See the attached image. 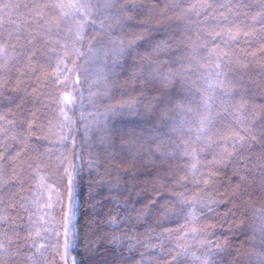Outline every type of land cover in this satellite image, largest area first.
Listing matches in <instances>:
<instances>
[{
  "label": "trees",
  "instance_id": "16d2710c",
  "mask_svg": "<svg viewBox=\"0 0 264 264\" xmlns=\"http://www.w3.org/2000/svg\"><path fill=\"white\" fill-rule=\"evenodd\" d=\"M262 21L264 0H0V264H259Z\"/></svg>",
  "mask_w": 264,
  "mask_h": 264
},
{
  "label": "snow or ice",
  "instance_id": "6c2138e0",
  "mask_svg": "<svg viewBox=\"0 0 264 264\" xmlns=\"http://www.w3.org/2000/svg\"><path fill=\"white\" fill-rule=\"evenodd\" d=\"M5 7H7V5H4ZM70 8L74 9L75 11L72 13L73 16L76 15V13L79 12V10L81 8H84L85 5L84 4H74V5H69ZM103 8L107 9L110 7L109 4L105 3L104 5H102ZM208 7L210 8L211 5H208ZM205 15H208V13H205ZM264 22V21H262ZM221 25L227 27L228 29H231V27L234 24L233 20H229L227 18H225L223 21L220 22ZM79 35V33H78ZM221 33L217 32V36H220ZM226 35L228 36L229 39H235L236 37L231 33V31L229 30ZM245 35H247V33H245ZM167 47V43L165 44H157V48L158 49H163ZM131 51H135V49H131ZM119 57L123 58L125 55V52L123 50V48H121L120 52L117 54ZM171 63H178L179 66L182 68L183 67V61L177 60V59H173L172 61H170ZM160 76H163L164 79L161 81L162 83H168L170 77L168 76V74L164 73L162 70L159 72ZM156 77L153 76V79H155ZM60 79V77H57V80L54 81V83L58 82V80ZM69 99V97L64 96L62 98V101H67ZM158 103H163V100L158 101ZM201 129H203L204 126V121L202 120L201 122ZM86 131H87V126H86ZM103 139V138H102ZM69 213L66 215V219L64 221V240H65V244H64V248H65V255H67L68 249L72 246V244L70 243V233H72L75 229V225L73 224V220H75L76 218V200L74 198V196L72 195L71 191L69 193ZM3 227V224L0 223V228ZM41 230H46L43 229V227L38 228L37 229V235L39 234V232ZM261 233H262V237H264V222H262L261 224ZM56 234L57 236L59 235V229L56 230ZM39 242H34L33 247H37V244ZM39 247H43L42 244L39 245ZM51 247V246H49ZM73 264H76L75 260L73 261ZM259 264H264V256H261L259 258Z\"/></svg>",
  "mask_w": 264,
  "mask_h": 264
},
{
  "label": "rangeland",
  "instance_id": "374dc122",
  "mask_svg": "<svg viewBox=\"0 0 264 264\" xmlns=\"http://www.w3.org/2000/svg\"><path fill=\"white\" fill-rule=\"evenodd\" d=\"M74 221H75V220H73V222H74ZM71 264H73V260H72Z\"/></svg>",
  "mask_w": 264,
  "mask_h": 264
}]
</instances>
